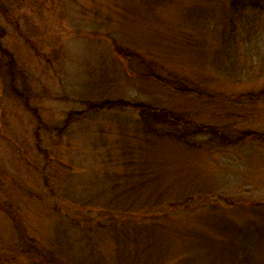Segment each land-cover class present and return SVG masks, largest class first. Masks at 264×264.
<instances>
[{"label":"rangeland","instance_id":"obj_1","mask_svg":"<svg viewBox=\"0 0 264 264\" xmlns=\"http://www.w3.org/2000/svg\"><path fill=\"white\" fill-rule=\"evenodd\" d=\"M234 24L242 65L264 60V0H0V264H233L244 234L264 264V102L224 100L264 78L213 63ZM147 113L233 127L182 142ZM153 194L160 217L126 211Z\"/></svg>","mask_w":264,"mask_h":264},{"label":"trees","instance_id":"obj_2","mask_svg":"<svg viewBox=\"0 0 264 264\" xmlns=\"http://www.w3.org/2000/svg\"><path fill=\"white\" fill-rule=\"evenodd\" d=\"M232 9V13L234 14H239L240 10L239 7L237 6L236 3H234ZM243 18V17H242ZM250 24V21L248 20V24ZM225 35H229V36H225V48H224V54L225 56H220L217 57L213 60V63L217 64V69L219 71V73L225 75L227 78L229 79H233L235 81H238L240 83H245L247 82V80H249L253 75L258 73V76L260 79L264 78V60H254V58L251 61V67L248 68L245 65H242L241 61V57H240V52H239V48H238V44L236 41L237 36L239 35V30L237 28V26L232 25V28L230 29L229 32H226ZM118 49H116L117 54L121 57L125 56V58H127V60H129L132 56H134V54L126 52L123 48L119 47V45L116 46ZM129 62H131L129 60ZM261 66V67H260ZM154 74V72H151ZM188 83L186 82H180L179 81V86H176L177 89L179 90V93L181 94H187L189 93H195V95H200L202 96L203 93L205 94V92H202V90H199L196 88L194 89H190L189 86L187 85ZM208 98L210 99V101H215V100H222L223 97H219L216 99V97H213L212 94L208 96ZM224 100H231L232 102L234 100H236L235 102L237 104H248L247 107H252V108H257L256 105L257 104H262L264 102V90H251L249 93L247 94H242V95H238L237 97H224ZM242 100L244 102H242ZM241 101V102H239ZM116 108V107H115ZM248 111H250V109H248ZM238 113V112H236ZM230 119H237L239 118L242 113H239V115H234V114H229V111L226 113ZM252 114V112H249L247 115L243 116L245 118L250 117ZM144 117H147L149 119H151L153 122L151 124V128L154 126H158L161 124H164L166 127H168L165 131V133L163 134L165 137H170L172 139H177L179 141L185 142L188 141L189 138L187 136V134H194L196 136H204V135H208L211 137H215V139L220 140L219 136H224L225 138H228L226 136H228L227 134H229V132L231 131V123L230 124H223V125H211V124H201L198 123L197 125H195L193 122L188 121L187 119L179 116V118H175L172 117L170 118V116L167 117V115L162 114V115H156L153 113H147V114H142ZM164 117V118H163ZM164 120V121H162ZM234 120V122H235ZM194 124V125H193ZM193 125V126H191ZM190 128H193V130H191ZM229 130V131H228ZM156 131V130H155ZM190 131H193L192 133H190ZM225 133V134H223ZM232 134V133H231ZM250 141H257V138L251 137V138H246ZM259 141V140H258ZM131 154V153H130ZM129 154V156H130ZM132 160V159H131ZM123 163V166H126L129 162H120V164ZM131 163V162H130ZM138 177H142L144 178L145 175L142 173L137 174ZM155 194V193H154ZM151 195L148 202H145L143 204L141 203H136L134 202V199L132 202H124L125 205L127 206L126 211L129 214H132L133 210L135 207L141 205L142 209L139 213V215H141L143 217L142 220H146L147 218L149 219V217H160L161 216V212L158 210L159 207H162L161 201L156 202V200H154L153 196L155 195ZM162 198V197H161ZM159 200V199H157ZM97 207V206H96ZM129 208H131V210H129ZM157 209V210H156ZM118 210V209H116ZM119 211H124V210H119ZM130 211V212H129ZM112 222L109 225H102L103 229H109V230H116V229H122L123 227L126 228V226L122 223H119L120 220H115V219H111ZM147 221V220H146ZM133 225H128L127 227H131ZM136 226V227H135ZM134 229L136 231H138V233H143V235L147 238L148 242L144 245V248L141 252H139V257L138 259H140L142 256H144V253L146 252L147 248L146 246H148L149 248L152 247L153 243H151L152 241H150L149 239L153 236V233L157 230V229H162V227L160 226L159 222H156V220H154L153 222L151 221L150 223H146V224H142V223H138V224H134ZM100 228V229H102ZM87 229V228H86ZM254 235H248V234H244V235H237L235 236V240H232L230 242V245L232 246V249H240L242 251V254H236L233 255L234 257H231V260L233 262V264H255V260H254V256L253 254L251 255L250 251H253L256 247H258L257 245L259 244L257 241L256 237H253ZM136 242V240H135ZM135 256L138 255V253H133ZM118 256V254H117ZM136 259V260H138Z\"/></svg>","mask_w":264,"mask_h":264}]
</instances>
